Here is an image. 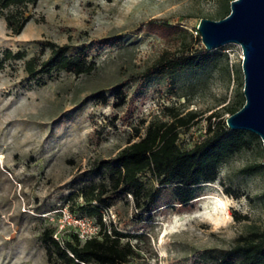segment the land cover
Segmentation results:
<instances>
[{
    "label": "rangeland",
    "instance_id": "1",
    "mask_svg": "<svg viewBox=\"0 0 264 264\" xmlns=\"http://www.w3.org/2000/svg\"><path fill=\"white\" fill-rule=\"evenodd\" d=\"M231 1L39 0L28 8V38L13 36L0 18L1 58L11 49L44 61L50 50L41 55V48L52 42L70 45L71 55L85 51L96 63L91 74L53 71L37 79L24 61H4L0 68V264H50L44 230L61 225L62 209L80 211L78 195L86 186L111 183L104 163L144 136L149 121L199 113L180 130V147L188 150L205 138L210 123L223 125L229 109L246 101L238 44L208 51L214 60L200 72L147 75L163 52L177 53L183 39L194 37L190 50L205 51L200 21L221 20ZM150 21L186 33L167 41L146 31ZM263 163L259 137L226 158L215 181L192 188L188 204L176 203V187L159 189L148 175L140 206L130 194L108 193L115 197L107 221L142 236L132 241L137 256L129 264H218L227 255L238 264L240 256L231 254L238 241L264 232ZM221 202L230 215L215 227L206 216ZM51 261L62 264L56 256Z\"/></svg>",
    "mask_w": 264,
    "mask_h": 264
},
{
    "label": "trees",
    "instance_id": "2",
    "mask_svg": "<svg viewBox=\"0 0 264 264\" xmlns=\"http://www.w3.org/2000/svg\"><path fill=\"white\" fill-rule=\"evenodd\" d=\"M38 3L39 0H0V18L4 19L13 36L22 34L33 19L32 15L28 14V8L36 7ZM225 8L220 19L226 18L231 12L230 7ZM146 31L167 41L174 33H186L181 27H171L156 21H150L146 25ZM193 43L194 37L191 36L180 41L177 53L163 52L148 68L147 75L173 78L179 74L204 70L212 64L214 56L206 50L191 51ZM71 49L70 45L50 42L41 48V55L50 50V56L44 61L40 57L27 59L26 51L13 52L6 49L2 52L3 57H0V68H3L4 61H24L25 71L31 79L53 71L75 76L91 74L96 69L95 61L90 60L85 51L71 55ZM245 102H237L229 112L232 115L237 113ZM171 118V121H149L144 136L120 150L114 161L104 163L111 183L92 184L82 189L78 195L83 199L78 208L79 212L73 207H68L73 214L88 217L99 226L100 230L95 237L82 242L75 233L65 232L61 239L57 240L54 237L56 227L51 226L44 230L41 240L50 264L52 256H56L62 264H129L137 256L132 241L142 236L122 233L114 228L112 222L105 223L104 214L110 208L109 200L115 197L106 198L108 193L130 194L140 206L139 199L146 186L143 177L148 175L159 189L176 187V203L188 204L195 198L192 188L204 182L215 181L218 168L226 158L259 139L256 134L248 131L230 130L226 123H210L205 138L193 148L184 150L179 144L180 130L195 124L199 113H175ZM247 170L253 172L254 168ZM156 198L157 191L148 201L153 202ZM231 254L240 256L238 264H264V232L239 240ZM218 264L236 262L231 255H227Z\"/></svg>",
    "mask_w": 264,
    "mask_h": 264
},
{
    "label": "water",
    "instance_id": "3",
    "mask_svg": "<svg viewBox=\"0 0 264 264\" xmlns=\"http://www.w3.org/2000/svg\"><path fill=\"white\" fill-rule=\"evenodd\" d=\"M198 31L207 51L241 46L246 102L226 124L230 130L256 134L264 144V0H234L226 18L202 19Z\"/></svg>",
    "mask_w": 264,
    "mask_h": 264
},
{
    "label": "built area",
    "instance_id": "4",
    "mask_svg": "<svg viewBox=\"0 0 264 264\" xmlns=\"http://www.w3.org/2000/svg\"><path fill=\"white\" fill-rule=\"evenodd\" d=\"M60 212L63 220L61 221V225H59L58 228L56 227L55 239L60 240L65 232H73L82 242H85L98 234L100 230L99 226L88 217L77 216L68 208H64ZM107 213L108 211L104 214V221L109 224L111 220L109 219V221H107Z\"/></svg>",
    "mask_w": 264,
    "mask_h": 264
},
{
    "label": "bare ground",
    "instance_id": "5",
    "mask_svg": "<svg viewBox=\"0 0 264 264\" xmlns=\"http://www.w3.org/2000/svg\"><path fill=\"white\" fill-rule=\"evenodd\" d=\"M27 27L24 29L22 34L18 36V38H28L29 34L27 32ZM2 28V24L0 23V29ZM2 158V157H1ZM216 204V203H215ZM210 212V211H209ZM208 214V213H207ZM229 216L230 212L226 204L221 202L220 204H216L214 207H212L211 213H209L206 218L210 221L213 222L215 227H219L221 223H224L227 220V217Z\"/></svg>",
    "mask_w": 264,
    "mask_h": 264
}]
</instances>
